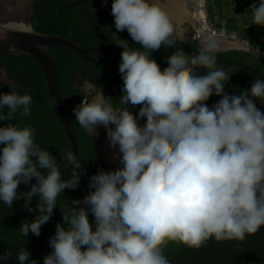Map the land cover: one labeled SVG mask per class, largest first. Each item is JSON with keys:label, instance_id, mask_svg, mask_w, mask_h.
<instances>
[{"label": "clouds", "instance_id": "obj_1", "mask_svg": "<svg viewBox=\"0 0 264 264\" xmlns=\"http://www.w3.org/2000/svg\"><path fill=\"white\" fill-rule=\"evenodd\" d=\"M251 10L253 23L264 26V0L254 2ZM111 12L116 30L127 29L141 45L132 48L127 40H116L124 49L122 106L84 80L79 92L84 99L73 111L90 138L99 135V126L107 130L122 167L94 174L83 201L62 207L63 222L50 237L52 251L44 264H171L164 253L167 242L199 248L212 238L243 240L259 232L264 227V112L252 97L264 103V78H257L250 91L227 93L230 74L217 66L218 47L210 37L191 59L175 55L161 75L151 52L162 44L165 51L176 46V29L163 0H113ZM9 39L0 28V42ZM198 68L207 74L197 75ZM213 95L222 98L209 107ZM32 103L28 92L0 94V121H11L18 112L30 116ZM129 103L143 106L134 114ZM0 145V202L12 206L24 198L28 211L38 209L19 231L24 237L29 232L39 236L61 193L79 186L81 161L72 150L62 153L64 166H72L71 178H63L60 162L36 142L31 125L0 126ZM33 178L37 183L30 191H18ZM11 255H0V264ZM30 256L24 246L15 260L38 264Z\"/></svg>", "mask_w": 264, "mask_h": 264}, {"label": "trees", "instance_id": "obj_2", "mask_svg": "<svg viewBox=\"0 0 264 264\" xmlns=\"http://www.w3.org/2000/svg\"><path fill=\"white\" fill-rule=\"evenodd\" d=\"M74 1L76 0H35L32 5L34 27L49 34L62 32L63 27L57 19L56 13L62 6ZM218 1L221 6L223 0ZM112 3L113 0H107V6H105V0H90L66 9L61 14L62 18L68 23L67 35L80 42L84 47H100V50L95 49L90 52V54L98 58H103L109 53L110 49L103 46L109 44L119 35H127V37L122 38L123 40L131 37L127 29L122 32L116 30L114 16L111 12ZM235 22L236 19H231L227 22L229 31L238 29ZM238 32L240 33V31ZM242 35L248 38V33L245 32ZM173 38L175 39L176 37L174 36ZM127 41L130 47L136 48L140 46L134 40ZM250 42L256 48L264 50V38L261 39V37L257 36L251 39ZM187 46L191 48H187ZM200 47L201 45L197 41L187 42L186 44L176 41V46L173 50L165 51L162 44L160 49L152 51L151 58L159 60L164 56L173 58L179 52L185 58L191 59L198 54ZM50 50L57 61L62 84L63 102L70 115L78 142L79 160L82 164L81 179L76 189L67 188L58 197L59 201L54 208V214L48 222L42 225L39 236L29 232L28 236L24 237L19 231L24 222L32 221L36 218L38 214L36 205L39 194L32 198L31 205L36 210L31 212L24 207V198L14 201L12 206L0 202V255L7 251L12 253L6 264H17L15 253L24 246L31 252L30 260L36 259L38 264H44V257L52 251L49 246L50 237L55 234L56 225L63 222L62 207L67 209L68 206H71V201L75 199L83 201V198L90 192L89 181L94 174L101 170L116 169L101 156L100 145L104 140L108 139L107 130L103 127L98 136L90 138L76 121L73 109L75 104L83 99V94L79 92L84 80L96 83L98 88H102L106 95L112 97V102L115 106L121 107L119 97L114 96L112 93V88L117 87V83L113 82L114 77L122 78L119 72V64H117V67L113 66L112 60L102 65L96 64L85 56L64 46H51ZM123 50L119 46L117 52L121 53ZM214 54L217 56V66L224 68L230 74V80L225 81V91L230 95H233L236 91L241 94L243 91L249 90L253 83L252 80L262 77L251 71V66L247 64V58L250 62L253 58L245 51H216ZM0 64L7 69L10 78L18 84V88H15L0 81V94L18 90L21 94L28 92L33 97L30 116L24 117L18 112L14 114L11 121H0V126H5L8 123H17L21 127L31 125L36 130V142L41 147L47 148L60 162L63 178H71L72 169L69 171V177L66 176L70 165L64 166L62 153L72 150V148L65 130L57 117L52 114L51 98L45 83L44 70L41 63L31 55L9 54L0 60ZM164 68L167 67L164 66ZM163 71L162 66L160 69L161 75L164 74ZM197 71L200 76L207 74V69L205 68H198ZM221 98L213 95L209 101L214 104ZM127 107L135 110V114H138L140 109V107L136 108L131 103ZM4 112H7V108L4 109ZM139 121L144 124L146 117L141 118ZM113 127L115 126L113 125ZM2 147L0 145V148ZM40 171L46 174V169H40ZM35 183H37L36 178H33L28 184L21 183L18 191H30ZM80 206L84 205L76 207ZM89 220L90 222L94 220V216L91 213H89ZM64 226L67 227V224L65 223ZM164 253L171 261V264H264V227L255 234L246 235L243 240L217 241L212 238L199 248H191L180 242H167L164 247Z\"/></svg>", "mask_w": 264, "mask_h": 264}, {"label": "water", "instance_id": "obj_3", "mask_svg": "<svg viewBox=\"0 0 264 264\" xmlns=\"http://www.w3.org/2000/svg\"><path fill=\"white\" fill-rule=\"evenodd\" d=\"M35 0H0V28L8 31L10 39L7 42H0V60L9 54L14 55H31L35 57L42 65L45 76V83L49 91L52 104V114L59 120L62 128L65 130L70 141L72 151L79 159V147L73 129L70 115L63 102L62 84L59 74V68L51 46H64L85 56L94 63H105L109 56L103 59H95L89 53L93 48H86L80 42L70 38L68 33V23L62 18L64 10L73 8L90 0H76L62 6L56 13V17L61 23L63 30L57 34H49L37 30L32 22V5ZM164 6L168 9L173 19L176 20L178 31L182 34L207 35L204 37L213 38L219 47L223 50L228 48L246 47L243 40L230 41L222 37L211 36L208 23L203 10V0H167ZM30 28L31 31L25 29ZM121 37V36H120ZM118 38L110 44H114ZM44 47L41 48L40 45ZM108 44L107 46H110ZM252 50V49H251ZM254 52L256 50H253ZM255 53L262 55L263 52ZM264 56V55H262ZM0 81L18 88V84L10 78L7 69L0 64ZM56 101V102H55ZM143 125V124H142ZM101 126L98 128V132ZM119 151L110 146L109 140L106 139L101 143V154L108 162L113 163L117 168L122 167L120 160L114 158L115 153ZM72 166L69 167L68 173Z\"/></svg>", "mask_w": 264, "mask_h": 264}, {"label": "rangeland", "instance_id": "obj_4", "mask_svg": "<svg viewBox=\"0 0 264 264\" xmlns=\"http://www.w3.org/2000/svg\"><path fill=\"white\" fill-rule=\"evenodd\" d=\"M218 2V0H205L204 2L203 10L210 33L230 41L243 40L247 48L264 52L250 42L257 36L264 38V26L253 23L251 5L258 0H223L221 6ZM231 19H236L237 30L227 29V22ZM245 32L248 33V38L242 35Z\"/></svg>", "mask_w": 264, "mask_h": 264}, {"label": "flooded vegetation", "instance_id": "obj_5", "mask_svg": "<svg viewBox=\"0 0 264 264\" xmlns=\"http://www.w3.org/2000/svg\"><path fill=\"white\" fill-rule=\"evenodd\" d=\"M166 2H168L167 0H163V4H165ZM173 19V18H172ZM178 24H177V22H176V20L175 19H173V28L174 29H176V34L174 35L176 38H175V40L177 41V42H181V43H183V44H186L187 42H195V41H197L200 45H201V41L202 40H204V36H207V35H194V36H191V35H189V34H182V33H180L179 31H178V26H177ZM121 36V37H120ZM124 37H127V35H125V34H121V35H119L118 37H116V38H118V39H122V38H124ZM115 38V39H116ZM114 40V39H113ZM112 40V41H113ZM127 40H133V38L132 37H128L127 38ZM111 41V42H112ZM110 42V43H111ZM109 43V44H110ZM108 45V44H107ZM107 45H105V46H103V47H105V48H107V49H110L109 50V53L106 55V56H104L103 58H105V57H107V56H109V59L105 62V63H107L109 60H112L113 61V63H112V65L113 66H115V67H117V64H119L120 65V63H121V53H119V52H117V49H119V46H118V44L115 42L114 44H110V46H107ZM140 45V44H139ZM139 47H141V45L139 46ZM217 47H218V52H225V51H228V50H240V51H245V52H247L249 55H250V57H252L253 59L251 60V62H250V60L247 58V64H249L250 66H251V71L254 73V74H258L259 76H262L261 78H264V56H262V55H264V53L262 54V55H259V54H257V53H255L253 50H251V49H249V48H247V47H239V49L238 48H228V49H225V50H223L221 47H219V45H217ZM87 48V47H86ZM133 48V47H132ZM137 48V47H136ZM179 48V47H178ZM187 48H191L190 46H187ZM95 49H97V50H100L101 48L100 47H95V48H93V50L92 51H94ZM91 51V52H92ZM90 54V53H89ZM178 54H179V52H178ZM93 58H95V59H98V60H100V59H103V58H98V57H95L94 55H92V54H90ZM151 56H152V52H151ZM162 58V57H161ZM153 59H155V58H153ZM172 58L170 57V56H164L161 60H159V59H155L156 61H157V63H158V65H159V68L161 69V67L163 66V69H164V71L166 72V71H168V69L167 68H164V66L166 67V64L168 63V61H170ZM92 62V61H91ZM94 63V62H93ZM105 63H102V64H105ZM96 64H99V63H96ZM102 64H100V65H102ZM163 71V73H165ZM162 73V72H161ZM250 73V72H249ZM197 75H200V73L197 71ZM114 77V76H113ZM257 78H260V77H257ZM257 78H254L253 80H252V82H254ZM113 82H115V83H117L116 85H117V87L116 88H112V93H113V95L114 96H117V97H119V99H120V97L123 95V93H122V91H121V89H122V87H123V84H124V81H123V79L122 78H116V77H114V79H113ZM98 88V87H97ZM250 88H251V86L249 87V90H250ZM104 91V90H103ZM105 93V92H104ZM106 94V93H105ZM233 95H239V92L238 91H236V92H234V94ZM253 99H254V102L256 103V105H257V107L262 111V112H264V103H262L258 98H255V97H252ZM83 99H84V96H83ZM82 99V100H83ZM217 99H218V97H217ZM81 102H77L76 104H75V107L78 105V104H80ZM207 105L209 106V107H212V103L208 100L207 102ZM136 108L137 107H142L143 105L141 104V105H134ZM134 114H135V110H132V109H130ZM139 123H140V121H139ZM141 124V123H140ZM102 129H103V126H101V129L99 130V133L102 131ZM100 150H101V145H100ZM101 156L103 157V155L101 154ZM103 159L105 160V158L103 157ZM105 161H107V160H105ZM108 162V161H107ZM109 163H111V162H109ZM116 169H117V167L113 164V163H111Z\"/></svg>", "mask_w": 264, "mask_h": 264}, {"label": "bare ground", "instance_id": "obj_6", "mask_svg": "<svg viewBox=\"0 0 264 264\" xmlns=\"http://www.w3.org/2000/svg\"><path fill=\"white\" fill-rule=\"evenodd\" d=\"M204 2H205V0H203V6H204ZM209 27V26H208ZM211 36H213V37H215L216 35L215 34H213V33H211ZM256 50V49H255ZM256 51H260V50H256ZM260 52H263V51H260ZM264 53V52H263Z\"/></svg>", "mask_w": 264, "mask_h": 264}]
</instances>
